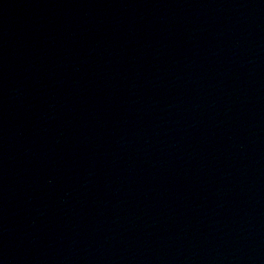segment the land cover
Listing matches in <instances>:
<instances>
[{
    "label": "water",
    "instance_id": "95a60500",
    "mask_svg": "<svg viewBox=\"0 0 264 264\" xmlns=\"http://www.w3.org/2000/svg\"><path fill=\"white\" fill-rule=\"evenodd\" d=\"M0 264H264V0H0Z\"/></svg>",
    "mask_w": 264,
    "mask_h": 264
}]
</instances>
